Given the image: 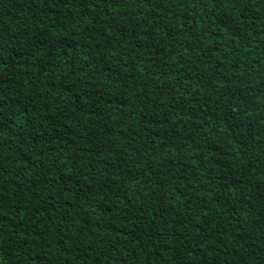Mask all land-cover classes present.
<instances>
[{
  "label": "trees",
  "instance_id": "16d2710c",
  "mask_svg": "<svg viewBox=\"0 0 264 264\" xmlns=\"http://www.w3.org/2000/svg\"><path fill=\"white\" fill-rule=\"evenodd\" d=\"M0 264H264V0H0Z\"/></svg>",
  "mask_w": 264,
  "mask_h": 264
},
{
  "label": "rangeland",
  "instance_id": "374dc122",
  "mask_svg": "<svg viewBox=\"0 0 264 264\" xmlns=\"http://www.w3.org/2000/svg\"><path fill=\"white\" fill-rule=\"evenodd\" d=\"M0 258H1V254H0Z\"/></svg>",
  "mask_w": 264,
  "mask_h": 264
}]
</instances>
